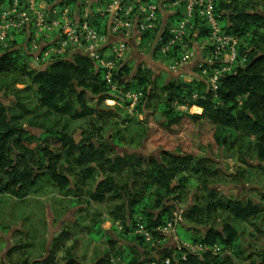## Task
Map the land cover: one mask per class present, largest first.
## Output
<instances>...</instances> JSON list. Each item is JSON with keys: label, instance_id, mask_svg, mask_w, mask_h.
<instances>
[{"label": "trees", "instance_id": "1", "mask_svg": "<svg viewBox=\"0 0 264 264\" xmlns=\"http://www.w3.org/2000/svg\"><path fill=\"white\" fill-rule=\"evenodd\" d=\"M16 1L20 5L27 2L0 0V17L12 9ZM75 1L78 0H68V4H75ZM75 6L79 7V4ZM170 12L164 30L157 33V27L142 34L144 43L159 36L154 48L155 62L166 61L167 65L171 59L179 57V51L172 48L163 55L161 46L169 29L182 16L180 9ZM216 12L222 30L238 38L239 45L237 60L230 71H220L215 89L210 78L216 69L221 68L219 63L198 62L201 73L191 80L182 75L164 80L163 76L162 79L155 78L141 66L134 69L130 63L122 62L121 67L112 72L113 82L117 85L114 90L105 78L106 70L88 55L75 52L46 62L44 68H30L29 63L38 57L37 53L26 54L22 49L0 46V79L19 76L13 89L6 87L12 93L6 97H15V101L7 105L0 100V195L24 199L46 177L65 195L72 190L91 187L88 203L119 201L118 217L125 231L143 247L155 252L148 260L133 251H126L121 257L125 264H164L166 259H171L174 264H232V259L225 255L226 251L237 258L242 257L239 234L233 223L226 221L222 228L208 223L219 210L245 222L258 218L264 207L251 200L220 196L210 188L207 177L215 175L210 157L181 147L160 148L158 155L116 151V147L127 142L123 129L128 131L130 123L139 127L138 139L133 136L127 143L136 145L143 139H150L153 129L150 120L153 118L157 126L168 132L185 122L209 124L219 151L228 146L232 138L237 143L249 139L257 158L264 162V1L217 0ZM108 21L107 14L95 12L91 23L100 33H107ZM196 28L199 29L197 39L208 40L211 30L200 17L191 22L190 34ZM15 43H18L16 37L12 40V44ZM204 71L207 74H203ZM18 84L25 85V88H17ZM25 91L36 97L37 103L33 107L28 104L31 102L29 98L21 95ZM121 91L142 93L134 106L136 118L133 119L127 110L133 101L125 96L120 99ZM107 100H114L115 104L108 105ZM193 107H199L202 112L191 113ZM38 110L42 114L36 115L35 121L30 120L42 130L35 135L21 124V120ZM158 113L162 115L161 120L157 119ZM140 114L142 120L138 118ZM121 117L124 122H129L128 126L116 128L115 132L105 130L109 125L119 126L117 119ZM80 120L89 125L83 131V138L77 141L70 129ZM65 165H68L66 169ZM201 183L206 184L205 189L209 191L203 196L205 204H193L183 217L196 225L192 224L190 231H198L199 225L205 226L204 234L191 236L189 241L190 244H201L205 249L191 252L166 242L162 229L168 222H174L177 205L187 187H197ZM262 201L264 204V193ZM101 215L96 211L83 217L89 219L88 228L97 229L99 234L102 221L96 220V216ZM77 221L75 226L86 228ZM139 222L152 233L153 242L134 233ZM71 235L69 230H63L54 239L48 256L0 264H81L71 250L65 252L62 261L56 257V252ZM113 249L107 250L95 264H114ZM183 254H186L185 260ZM261 264H264V252Z\"/></svg>", "mask_w": 264, "mask_h": 264}, {"label": "rangeland", "instance_id": "2", "mask_svg": "<svg viewBox=\"0 0 264 264\" xmlns=\"http://www.w3.org/2000/svg\"><path fill=\"white\" fill-rule=\"evenodd\" d=\"M93 1L96 4V0ZM75 4H79L80 8H89L92 0H82L81 3L77 1ZM96 6L98 7L97 4ZM97 12L103 14V7ZM91 19L93 21V16H91ZM32 25L31 23L25 28L10 32L7 40L0 43V46L3 48L22 49L26 54L35 55L41 47H45L48 44L49 39L47 37L38 38L37 33L40 30L34 29ZM198 30V28L193 30L194 33L190 37L191 43H194L195 55L191 59L190 65L179 71H171L167 67H159L160 64L157 61L155 62L154 56L156 43L151 44L149 47L141 44L138 49L136 48L137 50L131 51L130 54L128 53L129 50L126 51L127 53L121 58L122 60L119 59L116 69L121 67L123 63H130L134 69L141 66L143 69L149 70V73L155 78L163 76L164 80L181 75L186 80L199 77V73L201 72L197 67V63H205L207 53L209 55L212 49L203 41H199L197 39L198 36H194V34L198 35ZM13 32L16 34L14 35ZM160 32L161 30L159 29L157 33ZM14 37L18 39V43L12 44ZM150 59L153 61H150ZM32 60L33 63H29L30 68H34V66L44 68L48 64L44 60L36 58V56ZM203 74H207V72L204 71ZM18 78V75H11L0 79V100L3 103L8 105L15 101V97H6L12 95L6 87L13 89L15 87L14 82ZM17 88L24 89L25 85L18 84ZM27 93L29 91H25L21 95L29 98L31 102L28 104L33 107L37 103L36 97L33 93H29V96ZM122 98L123 96L121 95L120 99ZM106 104L114 105L115 102L107 100ZM136 104L137 102H134L127 109L133 119L137 115L134 113V106ZM181 109L187 110L185 107H181ZM190 112L198 113L200 111L193 107L190 109ZM40 114L42 113L38 110L36 113L30 114L21 120V124L35 135L42 133V130L38 125L32 124L30 120L35 121V116ZM138 118L142 120L143 115L140 114ZM117 120L119 126L118 124L109 125L106 126L105 130L115 132L116 128H123L129 124V122H124V118L122 117ZM150 124L153 128L150 139H143L136 145H131L127 142L133 136V138L138 139V125L133 122L132 125L130 123L128 131L123 129L127 142L121 147H116L117 153L135 151L144 155H158L160 148L176 149L181 147L189 152L206 154L211 158L212 163L210 165L215 171L213 177H207L210 188L214 189L220 196L243 201L251 200L264 207L262 201V194L264 193V162L257 158L249 139H243L240 143H237L232 138L229 141V145L219 151L213 139V129L209 124L185 122L180 126H176L173 132H168L157 126L153 118H151ZM88 125L83 120L77 121L72 125L70 133L79 141L83 138V131ZM66 167L68 165H65L64 169ZM73 178L75 180V175ZM90 188L85 187L81 190H72L65 195L48 178L44 177L37 186L31 189L28 197L24 199H19L9 194L0 195V263L25 258L35 259L42 255L48 256L54 245V239L63 230H69L73 235L67 239L62 249L56 252L58 261H62L65 252L71 250L81 264H95L111 247H114L112 254L114 264H125L121 257L126 251H133L143 259L150 260L155 253L153 249L146 246L143 247L133 239L130 233L125 231L123 223L120 217H118L119 211L117 207L120 204L118 203L119 201H105L103 203L91 201L92 203H88L91 200L88 195ZM205 188L206 184L203 183L197 187L188 186L184 192L182 201L177 205L178 211L175 212L174 222L177 225V236L181 240L190 241L191 236L204 234V229L206 228L200 225L197 226L198 231L194 229L191 232L189 227L193 223L186 220L183 214L190 206L197 202L201 205L205 204L203 196L209 194V191ZM96 211L102 214L101 216H96V220L102 221V232L100 234L97 233V229L92 230V228H88V225H90L88 217L83 218L87 214ZM77 220L81 222V225L86 226V228L75 226L74 223ZM226 221H231L238 231L240 246L243 250L242 257L240 258H237L229 251L225 252V255L232 259V264H252V262L261 264L264 252V211L258 218L243 222L219 210L214 214L208 225L222 228ZM193 225L196 226L195 224ZM117 251H119L118 254H116ZM10 254H13L12 258H10Z\"/></svg>", "mask_w": 264, "mask_h": 264}, {"label": "built area", "instance_id": "3", "mask_svg": "<svg viewBox=\"0 0 264 264\" xmlns=\"http://www.w3.org/2000/svg\"><path fill=\"white\" fill-rule=\"evenodd\" d=\"M41 1L27 0V10L21 11L19 10L20 3L16 1L12 9L1 15L0 43L7 40L10 32L18 31L32 23L37 29L51 32L55 39L54 43L45 48L41 47L36 58L46 63L54 58L67 55L69 51L88 55L106 70L105 78L114 90L117 85L113 82L112 72L116 69L119 59L125 56L128 49L127 39L136 40L137 34L142 35L146 31H154L159 27L160 14L167 10H182L181 18L169 29L168 36L165 37L166 41L161 46L163 55H166L172 48L179 51V57L171 59L168 63L171 71H179L186 67L195 55L194 43L190 41L192 34L189 32V26L197 17L204 20L211 30L208 40L203 41L212 49L211 53L206 56L205 63L221 64V68L216 69L210 78L212 88H216L220 73L230 71L237 60L239 39L222 30L216 12L217 0H107L103 7V14L109 17L108 30L112 36L120 38L122 35L124 37V40L118 39L116 43L110 45L109 56H106L103 50L105 37L92 26L90 8L82 7L80 15L77 16L76 10L67 2L54 0L56 3L51 11V17L49 12L41 7ZM194 36L196 37L197 34ZM120 95L131 99L134 103L139 100L142 93L121 91ZM134 233L144 237L147 242L154 240V236L143 223L139 222L135 226ZM162 233L165 235L166 242L176 241L177 245L191 252L205 249L201 244L180 242L175 222H168L163 227ZM182 259H186V254L182 255ZM164 264L174 263L171 259H166Z\"/></svg>", "mask_w": 264, "mask_h": 264}, {"label": "crops", "instance_id": "4", "mask_svg": "<svg viewBox=\"0 0 264 264\" xmlns=\"http://www.w3.org/2000/svg\"><path fill=\"white\" fill-rule=\"evenodd\" d=\"M78 1H79V3H81L82 0H78ZM63 2H67L68 3V0H63ZM75 2H77V1H75ZM106 2H107V0H96V4L98 5V7H97L96 4H95V1L92 0V4L89 6L90 12H91V16H93V14L95 12L97 13V11L100 10L101 7H104V5H105ZM55 3H56V1H54V0H53L52 3L48 2V0H42L40 2V5H41V7H44L49 12V15L52 17L51 11L53 10V7H54ZM70 5L72 7H74V9L76 10L77 16L80 15V9L81 8H79L78 6H75L76 4L74 5V2L73 3H70ZM19 10L20 11L21 10H27L26 4L25 5H20L19 4ZM165 13H167V15H165ZM170 13L171 12L167 10V11H164V12H162L160 14V16H159L160 17V21H159V29L160 30H162V28H164L166 26V24H168V22L170 20V15H169ZM32 26H33L34 29H36L38 31L40 30V29H37L34 26V24ZM28 33H29V31H28ZM132 34H133V32H132ZM37 35H38V38L39 37H47V39H49V41L47 42L48 44L46 46L54 43V41H55L53 34L51 32H49V31H46V30L41 31L40 30V32H38ZM102 35L105 37L103 50L105 51L106 56H109L110 55L109 52H110V45L111 44L116 43V41L118 39H123L124 40V37L122 35L120 36V38L119 37H116V36H112V34L110 33V30H108V28H107V33H102ZM155 35H157V34L155 33ZM127 38H129V37H127ZM158 38H159V36L157 35V37H154V39L152 41H150V39H148L147 42L144 43V39H143L142 35H138L137 34L136 35V38H135L136 40H132V39L128 40L127 39V44H128L127 51L129 50L128 53L130 54L131 51L137 50L138 47H139V45H141V44L143 46L149 47V46H151V44H153V43L155 44L157 42ZM45 47H43V48H45ZM39 53H37V54H39ZM72 54H73L72 51H69V54H67L65 56H71ZM150 61H153V60L150 59ZM157 62L161 65V66L159 65L160 68H165V67L168 68V66L165 63V61L158 60ZM153 64L155 65L154 62H153ZM189 65H187V66H189ZM194 108H197L200 112L202 111L199 107H194ZM178 238L180 239L179 236H178ZM180 241L183 244H190L189 241H184V240H181V239H180ZM170 243L173 244V245H175V246L177 245L176 241H173V242H170Z\"/></svg>", "mask_w": 264, "mask_h": 264}, {"label": "water", "instance_id": "5", "mask_svg": "<svg viewBox=\"0 0 264 264\" xmlns=\"http://www.w3.org/2000/svg\"><path fill=\"white\" fill-rule=\"evenodd\" d=\"M156 116H157V119H158V120H161V119H162V115H161V113H158Z\"/></svg>", "mask_w": 264, "mask_h": 264}]
</instances>
